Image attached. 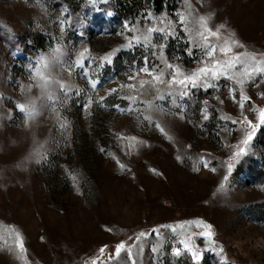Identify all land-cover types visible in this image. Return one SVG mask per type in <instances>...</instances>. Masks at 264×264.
Wrapping results in <instances>:
<instances>
[{"label":"rangeland","instance_id":"1","mask_svg":"<svg viewBox=\"0 0 264 264\" xmlns=\"http://www.w3.org/2000/svg\"><path fill=\"white\" fill-rule=\"evenodd\" d=\"M116 6L0 0V264H264V139L256 141L264 130V73L239 85L230 78L244 71L238 64L210 77L215 87L189 85L184 98L169 96L165 84L141 87L152 78L138 73L164 68L163 61L185 74L202 66L206 45L195 47L198 37L184 30L180 14L189 28L208 17L220 31L210 43L233 37L243 46L230 44L227 56L217 50V59L264 53V0H180L172 13L138 5L119 13ZM162 20L174 31L129 45L138 34L133 27ZM161 43L163 50L153 47ZM110 53L111 63L101 59ZM241 93L250 98L243 106ZM28 99L35 101L31 117L17 107ZM243 117L256 125L246 145L250 129L233 123ZM239 147L245 151L233 158ZM204 224L211 238L201 234ZM185 239L199 259L180 243ZM121 241L131 258L124 250L115 256Z\"/></svg>","mask_w":264,"mask_h":264},{"label":"snow or ice","instance_id":"2","mask_svg":"<svg viewBox=\"0 0 264 264\" xmlns=\"http://www.w3.org/2000/svg\"><path fill=\"white\" fill-rule=\"evenodd\" d=\"M191 15V13H189ZM152 14L148 13V15L145 17V19H151ZM208 17H205L203 15L198 16L195 21L192 28L188 27V21L184 14H180L179 16V22L184 26V30L189 32L190 35L192 33L195 34V37H198V39H194L192 42L194 43L195 47L199 48L201 46V41L206 45L205 51L203 53V56L205 57L202 66L195 69L193 72L189 74H185L181 71V69L178 66L172 65L167 63L166 61H163V57H161V60L164 63V68H159L158 66L153 67H141L138 70V73H145L146 75L150 76L151 80H141L140 85L143 87V85L148 84L152 85L153 82L159 83V84H165L169 87L165 89L169 96L177 97V98H184L189 95L188 86L191 85L192 87H202L204 89H208L211 87H215L212 83H210L209 78L216 79L221 75H227L229 70H233L237 68L238 64H242L245 66L244 71L237 74H233L231 79H234L237 84L243 85L244 84V78L247 77L251 79V73L252 72H258V73H264V53H249L245 54L244 57H241L239 53H234L230 59H217L215 57V53L217 50L220 51L224 56H227L229 53L233 52L232 47L230 44H236L239 45V42L235 40L233 37H230V43L228 41H224L222 44H212L210 43V37H220V31L219 29L214 30L213 28L208 26ZM161 24L163 26L156 27H147L145 29H139L133 27L131 30L134 32H137V35H134L131 37L129 41V45L133 41L139 43L143 41L145 44L152 43L153 36L155 33H161L162 36L164 33H171L174 31L173 23L172 21H167L166 23L162 20ZM125 27H129L128 25H125ZM224 25H220L219 28H223ZM166 38V37H163ZM240 47H243L242 45H239ZM153 47H156L158 51L163 50L164 44L161 43L159 45L153 44ZM59 51V49H57ZM85 51H87L85 49ZM112 53L102 57L101 59L107 63H111V57ZM156 53L153 52V56H155ZM147 57H145V64H147ZM251 62V63H250ZM39 63L46 66V58L44 56H41L39 58ZM166 70H171L170 78L165 79ZM137 73V74H138ZM38 75L42 76V79H47V77H44L41 73L37 72ZM135 75L129 76L128 79L135 80ZM98 81L93 80L90 83V87L95 91L98 87ZM176 85H179L180 87H175ZM59 87L61 89L67 90V86L63 83L59 84ZM125 87V86H121ZM126 87L134 88L135 85L129 84L126 85ZM109 92H115L116 89H109ZM230 92H234V89H229ZM157 98L158 99H164V96L161 94V90L157 89ZM235 99V96H233ZM101 100H103V97H100ZM131 99H135V97H132ZM249 97L244 96L242 93L240 95V103L241 106H243V102L246 100H249ZM172 103H176V99L172 100ZM206 103V102H205ZM149 108H152L154 110L157 109L156 105L151 104V102H148ZM17 107L22 110L26 111L28 116L31 117L35 111V101L33 99H28L25 103L18 104ZM204 119H207V115L205 114ZM145 119L151 121V117H145ZM259 120L261 123H264V108L259 109ZM25 123L27 124L28 121L26 120ZM233 123H245L250 129V131L247 132L246 138L242 141L243 144H247L249 141L252 140L253 135L255 133L256 125L253 123L252 120H249L247 117H243L240 121H233ZM156 127L159 128L162 132L164 129L161 128V126L157 123ZM132 139H135V137H132ZM245 151L244 147H239L237 152L233 154V158L239 156L241 153ZM123 167V165H121ZM232 164H228V170L231 171ZM153 172H155V169H153ZM225 180L228 179L227 176L224 177ZM223 184L221 185V189H223ZM201 222H197V224H200ZM171 227V226H167ZM203 227L207 229V231L201 233L204 236H207L209 238L212 237L213 233L211 231V225L210 224H204ZM175 230V229H173ZM155 231V230H154ZM146 233L141 232L139 235H137L135 238L136 240H139L141 237L145 236ZM181 244L184 245L185 249H187L189 252H191L193 259H199V253L196 252L190 245L188 244L187 240H181ZM16 246L23 250V241L20 237L19 233L16 234ZM107 247L105 245L100 249V253L103 254L104 249ZM127 251V255L129 258L132 257V253L130 248L121 241L115 246V256L119 257L121 251ZM173 252L176 255L180 254L179 248H173ZM111 254L109 255V259H111ZM95 264V262H93ZM132 264H135V260H132Z\"/></svg>","mask_w":264,"mask_h":264},{"label":"trees","instance_id":"3","mask_svg":"<svg viewBox=\"0 0 264 264\" xmlns=\"http://www.w3.org/2000/svg\"><path fill=\"white\" fill-rule=\"evenodd\" d=\"M180 0H118V6L120 4V9L118 6L115 7L117 12L123 13L124 9H134L137 5L139 7H151L156 11H164L167 10L169 12H174L178 8ZM264 139V130L261 134L258 135L256 141L259 142L260 140Z\"/></svg>","mask_w":264,"mask_h":264}]
</instances>
